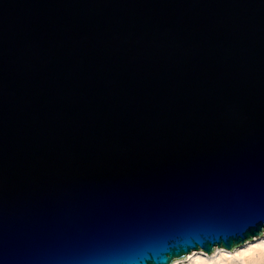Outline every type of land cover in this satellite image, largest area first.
Wrapping results in <instances>:
<instances>
[{
    "label": "water",
    "instance_id": "water-1",
    "mask_svg": "<svg viewBox=\"0 0 264 264\" xmlns=\"http://www.w3.org/2000/svg\"><path fill=\"white\" fill-rule=\"evenodd\" d=\"M263 229L264 0H0V264Z\"/></svg>",
    "mask_w": 264,
    "mask_h": 264
},
{
    "label": "bare ground",
    "instance_id": "bare-ground-1",
    "mask_svg": "<svg viewBox=\"0 0 264 264\" xmlns=\"http://www.w3.org/2000/svg\"><path fill=\"white\" fill-rule=\"evenodd\" d=\"M193 248L185 257L175 259L171 264H264V229L249 240L241 242L232 250L215 245L207 253Z\"/></svg>",
    "mask_w": 264,
    "mask_h": 264
}]
</instances>
